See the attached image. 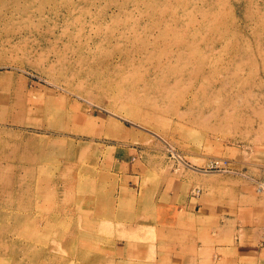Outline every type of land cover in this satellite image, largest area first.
I'll return each instance as SVG.
<instances>
[{
	"label": "rangeland",
	"instance_id": "obj_1",
	"mask_svg": "<svg viewBox=\"0 0 264 264\" xmlns=\"http://www.w3.org/2000/svg\"><path fill=\"white\" fill-rule=\"evenodd\" d=\"M0 264H264V0H0Z\"/></svg>",
	"mask_w": 264,
	"mask_h": 264
},
{
	"label": "bare ground",
	"instance_id": "obj_2",
	"mask_svg": "<svg viewBox=\"0 0 264 264\" xmlns=\"http://www.w3.org/2000/svg\"><path fill=\"white\" fill-rule=\"evenodd\" d=\"M32 143V142H31ZM92 236V235H91ZM88 238H91V237H88ZM139 241V240H138Z\"/></svg>",
	"mask_w": 264,
	"mask_h": 264
}]
</instances>
